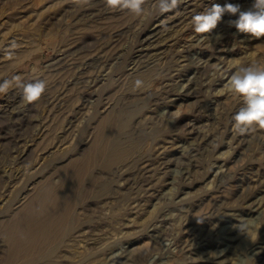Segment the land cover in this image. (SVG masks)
<instances>
[{"label": "rangeland", "instance_id": "374dc122", "mask_svg": "<svg viewBox=\"0 0 264 264\" xmlns=\"http://www.w3.org/2000/svg\"><path fill=\"white\" fill-rule=\"evenodd\" d=\"M192 1L191 15L181 8L160 15L154 0H147L145 14L136 17L107 8L104 0L87 4L0 0V82L14 75L26 82L47 81L45 93L31 104L23 102L15 87L0 94V150L7 152L0 160V172L18 167L26 171V179L11 192V202L24 197L20 189H30L44 176L55 181V174L50 175L55 164L89 157L99 124L108 118L120 120L119 137L130 138L135 148L137 163L127 160L89 169L87 197L75 211L80 224L63 242L56 264H113L107 259V248L109 253H122L116 264H264V129L243 136L234 131L231 118L243 98L228 90V80L219 83L228 68L264 67V38L237 33L227 14L211 33L197 34L192 25V17L213 3L238 4L248 10L254 0ZM157 27L164 28L151 37ZM216 34L225 36L222 47L212 50L203 45ZM146 38L151 39L145 49L153 47L147 50L148 58L158 61L152 65V79L148 77L140 87L130 86L131 79L125 75L133 67L130 56H136ZM12 41L19 47L9 58L5 52ZM116 51L129 53L117 64V71L102 70L106 58ZM93 59H99V64L88 68ZM209 61L212 68L204 70L201 64ZM160 69L165 73L168 69L169 75H158ZM89 71L101 73L100 84L93 88L97 98L85 101V116L79 121L80 115L76 116L69 132L62 108L78 112L83 106L75 81ZM190 77L197 80L195 90L183 92L181 84ZM56 99L58 104L51 109ZM31 105L32 112L28 111ZM17 111L39 120V126L22 139L38 131L40 136L36 143H28L33 145L26 161L14 163L11 159L17 154L12 143L28 129L24 117L14 116ZM169 111L178 120L168 119ZM48 151L54 153L48 157ZM0 213L9 214L7 206L0 204ZM236 235L240 236L229 242ZM227 246L226 255L217 259L216 251ZM7 254V243L0 237V264Z\"/></svg>", "mask_w": 264, "mask_h": 264}, {"label": "bare ground", "instance_id": "6f19581e", "mask_svg": "<svg viewBox=\"0 0 264 264\" xmlns=\"http://www.w3.org/2000/svg\"><path fill=\"white\" fill-rule=\"evenodd\" d=\"M191 1L192 0H188V1H186V3L183 2V3L187 4L185 7H183V5H184L183 3L179 6V8L186 10V13L184 12L185 14H190V15L192 14V11L188 10L191 6V4H190ZM91 13L92 12H90V14ZM109 13H111V12H109ZM227 16L233 20L236 18V16H232L229 14H227ZM188 17H189V15H188ZM176 19L177 18H175V20L172 23L177 21ZM163 28L164 27H157L156 29H154V31L151 34V37H153V35H155V34L158 35L160 32H162ZM216 31L218 33V30H216ZM217 36L220 37L219 42H217ZM224 38H225L224 34H216L214 37L212 36V37L205 39L203 41L204 42L203 45L214 50V49H217L219 47H222L221 45L224 42ZM150 39L151 38H146L145 42L144 41L142 42L143 45H142V43H140L141 45H139V46H142V47L137 51L136 56L134 55L135 57L133 55L130 56V58L132 59L131 63H132L133 67L131 69H129V74H125L126 76H129V80L131 79L130 80V86L131 85L133 86V84H135L134 82L137 79H140L143 82L145 79L147 80V78L150 77V74L153 71L152 65L155 66L156 62L158 61V59H156L157 61H155V59H154L155 57L154 58L152 57L153 55L151 56L152 59L148 58L150 56V51H147V50H150L153 47L151 48L150 46H147V48L145 49L144 44L148 43V41ZM167 41H168V39H167ZM105 47H107V45ZM118 52L119 51H116L112 55L111 58L108 57V60L106 58V61L104 62L102 70L105 69L108 71V69L111 68V72L117 71V64H119V62H121V59H124V56L128 55V53H129V52H121V53H118ZM155 54H156V52H155ZM160 54L161 53L157 54L156 56L158 57V56H160ZM109 58H110V60H109ZM114 61L116 63H114ZM90 62L87 65L88 68L90 66H94L95 64H99L100 60L99 59H93L92 62L91 63ZM101 64H102V62H101ZM234 66H236V65H234ZM177 67H178V64H177ZM201 67H203L204 70H208L205 68H212V65H211V62L209 61L206 63H202ZM171 68H172V66H171ZM233 69H235V68H228V69L224 70L225 71V73H223L224 77L221 80L219 79L220 84L224 81H227L230 78V75L234 72ZM155 71H156V69H155ZM157 71H158L157 72L158 75H162V73H164L165 75H169V73H170V72H168L169 71L168 69H167V73H165L166 72L165 70H161V69H160V71L159 70H157ZM89 72H88V74H86V72L81 73L80 76H77V80L75 81V84L79 85L77 98L80 100L81 99L84 100L83 106L80 107V110L78 109L79 110L78 112L67 111L69 106H66V104H65L66 109H64V107L62 108L63 114L64 115L66 114L65 118L67 119V126H69V129L67 131H69V132L71 129H73L75 127L74 126V124H75L74 119H76V116L80 115L79 117H77L78 118L77 121H79V119H81L85 116L86 109H88V105L85 103V101L88 102L94 98H97V94H96L97 92L94 91L93 88L100 84L101 73L96 74V73L90 72V74H89ZM180 72L182 73L181 70H180ZM85 74H86V76H85ZM173 76H174V74H173ZM150 78L152 79V77H150ZM195 81H197V80H195L193 77L185 79L184 82L181 84V87H182L181 89L183 90V92H188V93L194 92ZM148 82H151V81H148ZM148 82H146V84ZM88 83H90V85H88ZM135 90H139V88L135 89ZM59 97H61V96H59ZM151 97H153V95ZM151 97H150V100H151ZM158 97H159V95H158ZM99 99H101V98H99ZM147 99H149V98H147ZM147 99L146 100L142 99V100L147 102ZM57 100L58 99H56L52 102L49 101V102H51L50 104H54V106L51 109H53L55 106H57V104H58V102L56 103ZM60 100H63V97H61ZM154 100H155V97H154ZM63 103H65V102H63ZM141 103H142V101H141ZM142 104H144V103H142ZM157 104L158 103H156V105ZM61 105H62V103H61ZM32 108H33V106L31 105L29 107L28 111L32 112V110H31ZM14 116H16L17 118H19L21 116L24 117L23 120H25V125L28 128L27 131L25 130L22 133H19V137H20L19 140H14L12 143L13 146L16 147V150L14 152L17 155L11 160H13V162L15 163L17 161H22V159H24L26 157V155H29L28 153H30V146H32L33 144L28 145V143H30V142L36 143V141L38 140L37 136H40V135H39V131H38L36 134L31 133V135H29L27 137V139H22L24 134L27 133L29 129H31L33 126H37V125L39 126V120L38 119L29 120L26 118L28 116L27 114L25 115V114H22L21 112H18V111L14 112ZM167 117H168V119L175 118V120H178V116H175L170 111L167 113ZM106 118H108V117H106ZM121 125H122V123L120 122V120H117V119L110 120L109 118L106 119L104 123H100L99 124V131L95 135V138L93 140L94 145L92 147V150H90L91 155L90 154L88 155L89 157L84 158V160H79V159H74V158L71 159L70 158L71 160L63 166L62 165L56 166V164H55V166L53 167L55 171L54 170L51 171V174H50L53 176L55 174V176H56L55 181H54V179L51 180V177L44 176L43 177L44 180L42 179V181H40L36 185H33L30 189L27 188L26 191L24 188H23L24 191L20 189L19 192H21V194H22L21 196H24V197H22L20 199L18 198V200L16 199L17 201L14 203L11 202V200H10L11 192L16 187H19L21 185V183L26 179V171H25V169H21L18 167V168H16V170L14 169V171L13 170L12 171L11 170H4L3 174L0 172V204H3L5 207L7 206V209L9 211V214H6V215H3V213L2 214L0 213V215L2 216V217H0V227H2L0 230V237H2L5 240V242L7 243V246H8V254L6 256V259L1 264H56V258H58V256H59L58 252H59L60 248L63 247V242L73 231L77 230V228L80 224L79 220L77 219V217L75 215V211L83 203V201L87 197V187L85 186V181H87L88 179H91V176H92L89 174V169L92 168V166H96L97 164L98 165L101 164L100 167L104 166L106 168L107 167L109 168V166H114V165H117L120 163L122 164L123 162H126L127 160H130L129 162L137 163V161H133L135 148L133 147V144L130 142V138H127L125 141H122L121 138L119 137L120 136L119 131L122 128ZM40 128H41L40 132H43L42 131V129H43L42 125H40ZM45 136H44V138H42L43 139L42 141H45L44 140ZM143 137H150V136L147 134H144ZM20 148L22 150H20ZM52 153H54V151L53 152L48 151L46 154H48V157H49L50 155H52ZM6 154H7L6 151L0 150V160L2 159V157L4 158V156ZM190 154H191V152H190ZM9 156L11 157V155H9ZM51 158H53V157H51ZM44 159H46V157ZM8 160L9 159H7L6 161H8ZM25 161H26V158L22 162H25ZM1 163L2 162L0 161V164ZM4 164H5V162H4ZM11 164H13V163H11ZM123 164H125V163H123ZM97 166H96V168H97ZM97 169H99V168H97ZM144 170H146V169H144ZM98 174L100 176V173H98ZM37 177L39 178L38 175H37ZM34 178H36V175ZM33 180L35 181V179H33ZM36 182H38V181H36ZM28 183L26 185H28ZM140 183H142V180L140 181ZM135 184H137V182L133 181L132 185H135ZM26 185H25V187H27ZM93 186H94V184H93ZM138 186L139 185H136L135 188L136 187L138 188ZM1 189H3V190L1 191ZM131 189H132V187H131ZM13 204H14V206L18 205V207L15 210H13L12 208L11 209L8 208V207H12L11 205H13ZM3 217H5V218H3ZM239 236L240 235H238V236L236 235V237L234 236L232 238L230 237L231 239L229 238V242H230V240H234ZM65 245L66 244H64V246ZM228 248L229 247L227 246V248L217 250L215 253L216 258L221 259L222 257H224L226 255V253L228 252ZM106 251L108 253V254H106L107 259L109 260L110 263L113 262V264L114 263L116 264V263L121 261L122 258L120 257V254H122V253H116V254L115 253H113V254L109 253V248H107ZM254 251L256 252V254L260 253V251H258L257 247L254 249Z\"/></svg>", "mask_w": 264, "mask_h": 264}, {"label": "clouds", "instance_id": "9594fccd", "mask_svg": "<svg viewBox=\"0 0 264 264\" xmlns=\"http://www.w3.org/2000/svg\"><path fill=\"white\" fill-rule=\"evenodd\" d=\"M87 4L91 0H80ZM184 0H154L155 10L159 14L178 11ZM105 6L111 10L127 11L136 17L145 14L146 0H104ZM225 14L236 16L237 19L230 21L237 33L264 38V0H254L252 7L241 10L238 4L227 3L221 6L218 3L211 4L205 11L192 17V25L197 34L211 33L222 21ZM166 27V25H164ZM220 37L217 36V42ZM19 45L12 41L5 54L12 58L14 50ZM143 81L137 79L135 86H142ZM15 87L20 91L23 102L28 104L38 101L45 93L47 81L37 78L25 81L21 76L14 75L11 79L0 82V94L7 93ZM228 90L243 98V104L232 116V126L238 135L249 134L256 129H264V67L259 64H250L238 67L228 79Z\"/></svg>", "mask_w": 264, "mask_h": 264}]
</instances>
